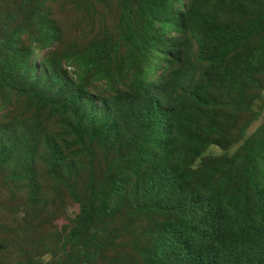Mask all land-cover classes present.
Masks as SVG:
<instances>
[{
    "label": "rangeland",
    "instance_id": "obj_1",
    "mask_svg": "<svg viewBox=\"0 0 264 264\" xmlns=\"http://www.w3.org/2000/svg\"><path fill=\"white\" fill-rule=\"evenodd\" d=\"M189 3L198 13L194 31L207 33L209 60L198 57L189 20L179 30L163 25L183 10L174 0H0V264H178L174 244L152 256L166 235L193 253L195 241L183 231L205 216L192 212L191 221L175 210L185 198L191 204L188 192L239 211L234 189L256 159L262 163L264 32L232 44L217 61L228 40L210 26L225 24L229 36L241 37L259 13L217 0ZM152 27L170 37L166 46L163 38L161 48L151 47ZM176 37L187 54L174 59L166 48ZM153 58L162 60L154 81L142 73ZM201 80L207 106L190 99ZM144 91L159 98V108L177 111V144L150 126L156 113ZM161 167L180 184L149 182ZM152 190L162 193V207L149 199ZM226 235L210 250L219 251V263H244L240 235Z\"/></svg>",
    "mask_w": 264,
    "mask_h": 264
},
{
    "label": "trees",
    "instance_id": "obj_2",
    "mask_svg": "<svg viewBox=\"0 0 264 264\" xmlns=\"http://www.w3.org/2000/svg\"><path fill=\"white\" fill-rule=\"evenodd\" d=\"M143 1V0H141ZM176 2L175 7L177 4L179 5L180 9H183L182 12L178 10H174V21L164 20L162 21L163 25L167 26L169 31L171 30H179L180 28H184L187 25V21L189 20V24L186 26L185 31H189L190 37L195 41L197 46V51L199 52L198 57H206L209 60L208 54V48L205 47L204 41L206 40L207 33L204 32L200 33V31H194V26L197 25V19H198V13L191 9V4L189 3L191 0H174ZM221 6L228 7L229 10L234 12H244L247 14L249 10H252V12L259 13L257 15V18L253 20V23L250 24L248 27H246L244 30H239L238 33L241 34V37H233L232 35L229 36L228 32L226 31L225 24L222 23H214L212 24L213 27L210 26V29L213 34H218L219 37H222V40H228L227 42L223 43L219 50L217 55L215 56V59L217 61L224 60L226 54L231 49L232 44L239 43L245 39L252 38L259 33L264 32V1L262 4L259 3L260 0H217ZM129 6V4H128ZM127 7V6H126ZM170 5H166L164 8L165 10H168ZM127 10L129 11L128 7ZM194 18V19H193ZM173 22V23H172ZM175 26V27H174ZM152 38L154 40V44L150 43L151 47L155 49L161 48L162 39L164 38L165 46L169 42V36H164L163 33L157 34L154 27H152ZM167 29V30H168ZM197 29H200V24L198 25ZM209 32H211L209 29H207ZM168 31V32H169ZM189 37V38H190ZM53 40L52 36L46 37L43 42L50 43ZM158 40V41H157ZM186 40V39H185ZM182 40V37H176L174 46L169 43V46L166 48L169 55L173 57L174 59H177L180 57V55L185 57L186 47L184 46ZM187 41V40H186ZM155 58L152 59V65H150V68L146 69L143 68L142 73L144 76L151 75L153 81L154 77L155 80H159V75L156 72V70L161 68L162 60L157 62H153ZM148 60V58H147ZM160 63V64H159ZM154 71V72H153ZM177 76H175L176 78ZM205 81L201 80L200 83L202 85L199 88V94L192 93L190 95V99H192L194 102L198 103L201 106L209 105L211 104V101L207 100V95L205 91H203L204 88H202ZM174 84V87L180 86V79L176 78L175 81L172 79V82ZM157 85V81L153 82V88ZM171 84L169 85L168 90L171 91ZM145 94L148 96L149 94L151 96L150 99L151 103L154 107L155 113L149 117L148 120L152 119L153 123L150 126H154V131H156L157 135L161 138L166 139L168 142L177 144L179 140V134L181 131H179L176 135L173 136V126L172 123L176 122L179 115L177 111L171 110L170 107H163L159 108L160 102L159 98L156 95H152V93H149V91H144ZM173 94V91H171ZM140 122V120H138ZM148 122V121H147ZM189 122V121H187ZM144 123V122H141ZM191 123V122H189ZM149 125V124H148ZM163 126V128L161 127ZM257 155L260 156L259 158L262 160V163L260 164L258 160L256 159L254 161L255 166L254 169L247 170L245 176L241 179L242 182V188L237 190L236 193H238L236 196L237 200L239 201V211H235L234 213L231 212H225L223 206V199L220 197H213L210 199L206 204L197 202L198 197V190H193L191 193L188 192V194L191 196L192 202L189 205L187 203V199L185 198V204L182 209H178L177 207L175 210L179 212H183V216H187L189 214L188 218L191 219V221H194L195 216H199L202 214V216H205L203 218L202 223L198 224V227H193L192 229L184 230L183 232L186 233V235L191 238V240L195 241L193 244V248H198L199 250L193 249L191 253L190 251V244H186L188 242L184 241L183 239H176L173 240L170 238V235H166L165 238L161 240V242L155 243V248L153 250L154 255L153 258H160L161 254L164 253L165 250H172L174 249L172 245H175V249L179 252V260L178 264H185L191 257H195L197 255L199 260L195 258L196 264H222L219 263L217 255H219V251H216L215 249L210 250L213 246L217 244V242L220 241H228L230 238L226 235L227 230L230 232L232 231V234L234 233V236L240 235L238 240V251L242 254L244 263L240 264H264V183H262L259 180L262 176V172H264V148H261L256 151ZM257 168V169H256ZM152 170V169H151ZM150 181L154 182L155 179L161 180L162 178L167 179L168 183H170V187H175L180 184V180L177 179L175 174H171L168 169L165 167H161L159 169H156L155 171H151L150 173ZM235 183L233 180L232 183H224L222 185V188H224V185L232 186V184ZM121 185L119 184L114 190L115 192L120 191ZM151 194L149 196V199H151L152 202H157V206H161L158 204H161V199L163 198L162 193L157 194L155 190L150 191ZM204 205V206H203ZM156 206V205H154ZM203 206V209L202 207ZM162 207V206H161ZM169 209V208H168ZM189 209V210H188ZM140 210H147L146 207L140 208ZM195 215H191V213ZM180 214V213H179ZM232 221L233 227H230V222ZM196 225V224H195ZM227 226V227H224ZM237 234V235H236ZM190 240V241H191ZM220 240V241H218ZM192 241V242H193ZM168 244L170 248L168 247ZM212 245V246H211ZM209 250H205V249ZM237 250V249H236ZM197 251V252H196ZM207 253H206V252ZM195 253V254H194ZM191 264V263H190Z\"/></svg>",
    "mask_w": 264,
    "mask_h": 264
}]
</instances>
